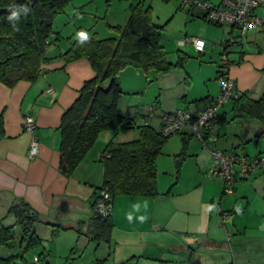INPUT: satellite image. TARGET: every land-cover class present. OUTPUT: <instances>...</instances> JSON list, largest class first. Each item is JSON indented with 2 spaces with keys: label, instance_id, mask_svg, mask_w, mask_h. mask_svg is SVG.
<instances>
[{
  "label": "crops",
  "instance_id": "obj_1",
  "mask_svg": "<svg viewBox=\"0 0 264 264\" xmlns=\"http://www.w3.org/2000/svg\"><path fill=\"white\" fill-rule=\"evenodd\" d=\"M228 26L232 41L236 42L233 33L237 28ZM262 31L264 32L258 27L240 34L247 40H252ZM65 48L48 51L49 60L43 65V72L33 81L20 80L13 86L0 83V113L3 115V133L0 134V207L3 214L13 203L26 204L37 219L34 228L40 244L43 240L40 230L48 228L58 239L64 238L65 243L71 246L72 254L80 253L74 258L75 263L94 243V259L99 264H138L142 258H149L155 253L161 254L163 248H170L175 254L181 253L188 262L192 261L196 252L207 250L211 252V257H199L201 264H224L227 246H231L226 244L222 228L224 225H221L219 217L221 219L222 213L228 214L225 222L231 221L235 231L239 233L234 218L244 213L250 204L245 195V200L242 196L247 188L244 187L246 184L238 189L241 192L239 196L236 187L233 194L224 195L222 190L219 196L220 184L216 185L213 193L202 192L199 196L191 193L192 185L185 187L183 191H175L173 188L166 193L160 191L156 196L115 195L108 237L100 241L91 238L90 220L93 201L102 184L103 162L99 171L95 169L96 173L91 165L82 162L70 175H65L60 169L59 124L63 111L75 100L84 81L92 78L95 72L85 58L65 63L59 57V52ZM234 49L231 47L230 53L236 52L237 55L229 56V75L235 82L237 92L245 91L249 94L254 89L258 90L259 86V91L262 90L264 85L260 69L264 67V50L256 53L243 50L238 52ZM204 50L198 53L202 54ZM217 92L218 90L211 94L207 89L199 95L190 96L186 92L183 95L186 105L179 104V97H175L174 104L167 110L186 109L197 112L205 108ZM198 100L201 102L197 103ZM25 114H31L37 123L38 153L33 158L27 157L31 136L22 127ZM216 123L218 115L209 126L211 133L214 132L212 124ZM180 133L184 141L191 136L187 129ZM107 139L108 136H102L101 143ZM217 148L227 150L225 147ZM201 154L209 163V153L203 150ZM246 179L248 177L242 181ZM209 181L211 179H205L197 186L205 189ZM54 226L57 229L53 233ZM161 228L167 231L168 242H163L159 237L154 238L153 231L161 234ZM149 232L151 235H148ZM46 234L48 235L45 233V236ZM18 236L19 245L21 232ZM132 240L139 250L130 251V257H127L128 254L123 253L122 247H131ZM105 247L109 250L107 259L103 257ZM120 247L122 253L118 256ZM14 263L17 264L15 258ZM194 263L198 264L197 261Z\"/></svg>",
  "mask_w": 264,
  "mask_h": 264
},
{
  "label": "rangeland",
  "instance_id": "obj_2",
  "mask_svg": "<svg viewBox=\"0 0 264 264\" xmlns=\"http://www.w3.org/2000/svg\"><path fill=\"white\" fill-rule=\"evenodd\" d=\"M138 2L140 0H69L64 4L62 11L53 18L52 29L57 32L58 40L56 44L52 43L48 47V51L65 48L70 41L83 34L95 35L99 39L118 38L119 31L128 19L130 6ZM207 2L218 4L221 0H207ZM142 5L150 7L153 22L162 27L161 44L166 52L167 60L173 63V67L166 72H156L152 68L146 71L142 68L127 66L119 72L122 94L118 100V112L128 118L131 125L126 127L123 122H119L117 126L99 135L82 160L83 164L91 165L92 170L99 171L102 166L100 155L107 142L121 143L138 139L140 127L145 124V120L152 128L158 130L159 116L164 112H170L167 109L172 107L175 97H179V104L186 105L185 97H183L186 92L189 96L199 95L208 89L211 94H215L220 89L216 70L217 64L221 61L222 46L220 43L231 38L227 30L229 26L211 23L202 16L197 7L181 5L178 0H142ZM259 28L264 30V27ZM235 30L233 36L236 37V42L233 41L234 43L231 45L235 51L258 53L264 50L263 31L257 38L247 40L239 30ZM185 36L203 38L205 40L204 53L199 54L192 45L180 44L179 41ZM234 55L237 53H230L228 57ZM181 56H184V60L179 65L177 62ZM261 74L263 76L262 71ZM261 82L264 85V76L261 77ZM260 87L248 95L258 99L264 89L263 86L259 91ZM149 114H151L150 117ZM217 115L218 123L212 124L214 129L212 133L217 138L214 145L212 143L204 144L196 135L187 137L188 143H185L181 133H174L165 140L162 151L156 157L158 192L166 193L171 188L175 191H183L185 187L192 185L191 193L199 196L202 192L213 193L217 188L216 185L220 184V196L224 185L223 178L210 173V169L213 167L211 149L214 147H225L238 154L253 155L258 153L264 157V134H259L264 128L262 121L233 118L230 102H226L218 110ZM105 135L108 136V139L101 143L102 136ZM203 150L209 153V163L208 160L206 162V158L202 154L200 155ZM247 177L248 180L239 179L234 185L239 196L241 192L238 189L242 184H246L244 187L247 188L244 189L245 193L242 196L245 195L250 201L248 209L234 218L239 233L235 231L236 228L233 227L231 221L225 222L219 217L221 225H224L222 228L226 244L231 246V248L227 246L224 264L264 263V165L253 169ZM205 179H211L210 185L207 183L205 189L202 186H197ZM98 191L99 188L97 193ZM0 219L4 225L13 227L15 235L10 245L0 246V257L6 258L12 255L17 264H23L24 259L19 258L23 251L18 245L20 229L16 217L7 211L3 214L0 207ZM160 232L161 234H158L157 231H153L154 238L159 237L163 242H168L167 231L161 228ZM45 233L48 235L45 236ZM40 234L41 238L43 237L42 244L25 251L23 255L26 261H30L33 255L44 250H46L45 253H51H48L50 255L49 263L45 264H68L74 262V258L80 255V253L72 254L71 246L65 243L64 238L58 239L49 232L48 228L41 229ZM148 235H151L150 232ZM131 243V247H122L123 253L128 254L130 251L139 250L133 240ZM94 245L91 243L88 251H85L82 258L74 264H99L94 259ZM105 248L103 257L107 259L109 250L107 247ZM111 253H113V249ZM121 253L120 247L118 256ZM210 254V251L200 250L195 253L192 261L188 262L181 253L175 254L170 251V248H163L161 254L155 253L153 256H148L149 258H142L138 264H195V261L201 264V259L198 258L201 256H203L202 259L210 258ZM127 257H130V254Z\"/></svg>",
  "mask_w": 264,
  "mask_h": 264
},
{
  "label": "trees",
  "instance_id": "obj_3",
  "mask_svg": "<svg viewBox=\"0 0 264 264\" xmlns=\"http://www.w3.org/2000/svg\"><path fill=\"white\" fill-rule=\"evenodd\" d=\"M68 1L0 0V83L13 86L20 80L33 81L43 72V65L49 60L48 47L58 40L57 32L52 29L53 18ZM22 8H27V13L21 11L17 21L8 20L11 10ZM161 29L153 22L150 7H144L140 0L130 6L128 19L118 38L99 39L95 35L83 34L59 52L65 63L87 59L95 72L92 78L84 81L77 97L60 118V169L65 175L76 169L102 132L119 122L126 127L131 125V121L118 112V100L122 94L119 72L127 66L146 71L152 68L156 72H166L173 67L161 44ZM183 60L184 56H181L177 64L181 65ZM261 71L264 76V67ZM229 102L233 118L256 119L264 123V89L261 96L254 99L248 92H237L235 86V95ZM2 133L3 115L0 113ZM259 134H264V128ZM168 137L145 122L140 127L138 139L107 142L100 155L103 179L99 189L106 188L112 200L115 195L156 196V157ZM243 155L261 157L258 153ZM7 212L16 217L21 232L19 245L23 251L20 258L24 259L25 251L41 243L34 228L37 219L24 203L11 204ZM110 226V215L102 217L93 212L89 235L95 240H103L108 237ZM54 227L53 233L57 229ZM14 237L13 227L4 225L0 219V246L10 245ZM0 264H15L14 256L0 257Z\"/></svg>",
  "mask_w": 264,
  "mask_h": 264
},
{
  "label": "built area",
  "instance_id": "obj_4",
  "mask_svg": "<svg viewBox=\"0 0 264 264\" xmlns=\"http://www.w3.org/2000/svg\"><path fill=\"white\" fill-rule=\"evenodd\" d=\"M181 5L197 7L202 16L216 25H230L236 27L241 33L251 28L264 27V0H221L218 4H211L207 0H178ZM233 38L223 40L220 45L221 61L217 64V79L219 92L215 98L203 109L191 112L186 109L163 113L159 131L164 136H170L189 130L204 144H215L216 136L210 132L209 126L216 118L218 110L235 95V82L229 75L230 59ZM180 44H189L201 53L205 47V40L198 36H185ZM151 114H149L150 116ZM23 130L31 136L27 157L33 158L38 153L37 123L31 114H25L22 119ZM213 167L210 173L223 178V191L226 194L234 193L237 180L247 178V175L256 167L264 165V157L253 156L247 158L243 154L218 148L211 149ZM112 210V198L106 188H101L94 199L93 212L102 217L109 216ZM228 214L222 213L221 219L226 221ZM50 257L42 252L33 255L30 261L23 264L49 263Z\"/></svg>",
  "mask_w": 264,
  "mask_h": 264
},
{
  "label": "clouds",
  "instance_id": "obj_5",
  "mask_svg": "<svg viewBox=\"0 0 264 264\" xmlns=\"http://www.w3.org/2000/svg\"><path fill=\"white\" fill-rule=\"evenodd\" d=\"M23 11L24 13H27L28 9L27 8H22V9H13L11 10V14L8 16L9 21H17L20 17V12ZM15 27V25H14Z\"/></svg>",
  "mask_w": 264,
  "mask_h": 264
},
{
  "label": "water",
  "instance_id": "obj_6",
  "mask_svg": "<svg viewBox=\"0 0 264 264\" xmlns=\"http://www.w3.org/2000/svg\"><path fill=\"white\" fill-rule=\"evenodd\" d=\"M1 10V9H0ZM30 213L33 214V211L30 210Z\"/></svg>",
  "mask_w": 264,
  "mask_h": 264
}]
</instances>
